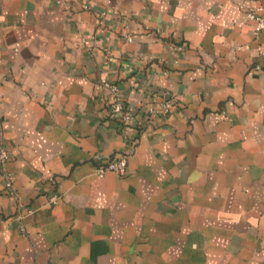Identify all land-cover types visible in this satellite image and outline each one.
I'll list each match as a JSON object with an SVG mask.
<instances>
[{
  "label": "crops",
  "instance_id": "1",
  "mask_svg": "<svg viewBox=\"0 0 264 264\" xmlns=\"http://www.w3.org/2000/svg\"><path fill=\"white\" fill-rule=\"evenodd\" d=\"M264 0H0V264H264ZM100 80L138 116L107 114ZM125 153L127 172L96 167ZM55 199H51V198Z\"/></svg>",
  "mask_w": 264,
  "mask_h": 264
},
{
  "label": "built area",
  "instance_id": "2",
  "mask_svg": "<svg viewBox=\"0 0 264 264\" xmlns=\"http://www.w3.org/2000/svg\"><path fill=\"white\" fill-rule=\"evenodd\" d=\"M246 16L253 22L256 31L264 30V16L260 12V8L250 7L246 9ZM106 95V109L109 117L118 119L123 127H136L138 124V116L136 111L130 106L125 105L120 97L119 89L115 83L100 80L97 86ZM10 158L7 147L0 136V173L3 177L4 192L9 196L17 198V193L13 185V176L6 169V163ZM107 172H113L117 175H124L127 172V155L121 153L105 158L96 167V173L102 177ZM51 199H55L54 197Z\"/></svg>",
  "mask_w": 264,
  "mask_h": 264
}]
</instances>
